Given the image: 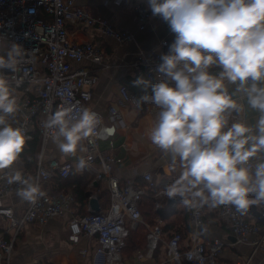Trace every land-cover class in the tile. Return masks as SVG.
Wrapping results in <instances>:
<instances>
[{"label": "built area", "instance_id": "2783aa9c", "mask_svg": "<svg viewBox=\"0 0 264 264\" xmlns=\"http://www.w3.org/2000/svg\"><path fill=\"white\" fill-rule=\"evenodd\" d=\"M134 10L138 29L143 30L150 19V12L140 4H135ZM68 26L94 29L118 43L134 38L133 33L113 27L105 18L94 16L86 8L76 5L75 0H0V55H5L12 43L24 50L15 71L4 69L2 73L21 106L17 114L8 117L9 122L13 127L26 130V135L30 137L27 142L34 135L38 136L40 142L33 182L39 185L55 178L64 180L73 173L89 171L95 180L105 179L108 184V208L91 210L79 217L72 216L67 223L68 240L77 244L82 236L94 238L90 264H218L225 246L236 244L248 247L250 252L248 257L236 264H250L254 254L264 253V220L258 221L249 213L241 215L231 205L219 206L217 218L225 222L234 238L233 243L218 237H206L208 225L205 206L191 210L184 207L189 228L186 237L179 231L167 234L160 219H155L153 223L143 219L140 203L148 191L153 193L156 200V210L166 197L162 195V190L156 189L157 183L149 171L141 173L143 183L133 177L121 182L112 175V167L117 159L111 153L102 151L99 144L110 140L115 126L123 124L117 108H108L109 124H106L104 116L91 106L92 90L98 76L81 65L88 62L102 66L105 52L100 43H78L71 39ZM159 46L161 51H139L131 62L132 71L147 82L164 79L157 68L162 62L161 56L168 54L170 44L163 40ZM221 70L209 69V72L218 74ZM118 95L121 105L139 107L137 98L125 85L118 86ZM61 108H72L74 115L89 108L99 115L100 120L94 132L84 139L81 154L76 159L44 163L42 153L56 131L46 128L45 123ZM81 158L86 162L82 171L77 168ZM94 165H97V169ZM14 171L8 169L0 172V219L8 224L0 237V264H11L14 240L26 224L44 225L70 210L74 202L70 194L58 197L44 193L34 203L29 202L25 211L17 215L11 206H5L2 202L3 198L16 193L21 187L18 183L7 182ZM21 173L26 178L30 176ZM254 206L264 218V206ZM139 228L144 231V245L133 252L130 262L123 250L130 233ZM79 253L85 255L87 250L82 249Z\"/></svg>", "mask_w": 264, "mask_h": 264}, {"label": "clouds", "instance_id": "9594fccd", "mask_svg": "<svg viewBox=\"0 0 264 264\" xmlns=\"http://www.w3.org/2000/svg\"><path fill=\"white\" fill-rule=\"evenodd\" d=\"M148 6L175 34L157 68L164 79L136 101L160 110L149 139L182 168L162 195L180 197L189 210L231 205L244 215L250 206H264V0H148ZM23 54L12 43L0 55V171L17 163L30 139L25 129L8 120L21 106L2 73L15 71ZM212 66L222 70L211 74ZM133 85L148 86L143 78ZM228 85H236L239 98ZM243 99L259 112L254 127L233 119L244 111L238 102ZM99 120L89 108L78 115L61 108L45 127L56 130L53 141L62 153L75 154ZM85 167L81 158L77 168ZM7 182L21 185L16 195L23 201L34 203L44 194L19 170Z\"/></svg>", "mask_w": 264, "mask_h": 264}, {"label": "crops", "instance_id": "0c3cea01", "mask_svg": "<svg viewBox=\"0 0 264 264\" xmlns=\"http://www.w3.org/2000/svg\"><path fill=\"white\" fill-rule=\"evenodd\" d=\"M115 1L75 0V3L89 10L92 15L105 18L113 27L133 33L134 38L132 41L118 43L111 38L102 36L94 29L82 26H68V31L70 38L74 41L78 43H100L105 52V60L102 66L92 65L88 62H83L81 65L88 67L91 72L96 73L98 76V81L92 90L91 106L104 116L106 124H109L108 108L110 106L117 108L123 124L115 126L110 140L101 141L99 144L102 151L111 153L117 159L116 164L112 167V175L116 176L121 182L133 177L143 183L140 175L149 171L157 183L156 189L163 190L179 177L182 168L178 159L173 163L170 156L153 145L149 139L150 130L155 125L160 110L150 102L145 103L144 107L139 104L137 108L130 105H121L119 103L118 86L120 84L125 85L133 95L134 92H137L139 97L146 92L150 95L151 90L133 85L131 80L135 81L137 78L142 77L132 71L131 62L139 51L153 49L161 51L159 44L163 40H167L171 45L174 42L175 34L170 31L167 23L160 17L152 15L148 0H120L118 4ZM135 4H140L150 12V19L143 30H139L137 26ZM210 69L215 71L219 67L212 66ZM144 81L150 85L160 82H147L145 79ZM228 87L235 98L240 97L241 94L235 92L236 85H228ZM238 102L244 104V111L240 117L234 115L233 119H242L248 125L254 127L259 112L250 108L246 99L238 100ZM83 145L84 139L80 142L75 154H65L59 150L56 142L49 140L42 153L43 162L74 160L81 154ZM39 147L40 142L38 140V152L34 163H30L27 158L26 160L20 157L10 170H19L28 173L32 177L39 156ZM251 163L254 164L255 161H251ZM94 168L97 169V165H94ZM80 177L89 179L84 187L85 199L83 201H79L73 195V189L76 185L74 184L75 180H80ZM39 187L41 192L54 194L58 197L72 195L74 197L72 208L49 220L44 225L26 224L14 240L10 263L90 264L89 257L90 251L95 245L94 238L82 236L77 244H72L68 240L67 223L72 216H83L92 210L90 206L91 198L97 200L100 210L108 208L107 181L105 179L95 180L89 171H85L81 174L73 173L64 180L55 178L48 182H41ZM178 198L173 208L168 205V198L161 200L158 209L162 211V216H159L155 209V198L149 199L148 195L144 196L140 203L143 219L149 223H153L155 219H160L167 234L179 231L186 237L189 228L184 213V205L181 203V198ZM2 202L5 206H11L17 215L22 214L29 203L21 200L16 193L3 198ZM218 207L211 208L207 205L204 207L205 221L208 225L206 237H218L225 240V242L233 243L234 238L227 229L225 222L217 218ZM7 226V221L0 219V237L3 236V231ZM6 238H8V235ZM82 249L87 250L85 255L79 253ZM158 253L160 252L158 251ZM158 253L156 257L159 256ZM249 253V248L244 245H227L219 258L218 264H236L246 256L248 257ZM132 254H124V256L131 262ZM250 260V264H264V253L258 252ZM148 264H152V262Z\"/></svg>", "mask_w": 264, "mask_h": 264}, {"label": "trees", "instance_id": "16d2710c", "mask_svg": "<svg viewBox=\"0 0 264 264\" xmlns=\"http://www.w3.org/2000/svg\"><path fill=\"white\" fill-rule=\"evenodd\" d=\"M131 81L133 83V80H131ZM147 85H148L147 88H145L144 85H141L140 87L144 88L145 90H151V85H153V84H151V85L147 84ZM134 95L138 100L139 96H138L137 92H134ZM144 105H145V103H141L142 107H144ZM37 152H38V136L34 135V138L31 141L27 142V144L25 145L24 152L21 154L20 157H22L24 159L27 158V159H29L30 163H34L35 158L37 157ZM88 181H89V179L87 180L86 177H80V180H75L74 184H76V185L74 186L75 188L73 189V192H74L73 195L75 196V198H78L79 201H83L85 199L84 187L86 186ZM76 190H78V191H76ZM146 195L149 196V199L153 198V193L150 191H148L146 193ZM140 211H141V208H140ZM141 231H143V229L139 228L136 231H133L130 233V235L126 241V246L123 250L124 254L126 253L125 250H129L127 255H130L136 249H140L143 247V245H144V231L143 232H141Z\"/></svg>", "mask_w": 264, "mask_h": 264}, {"label": "water", "instance_id": "95a60500", "mask_svg": "<svg viewBox=\"0 0 264 264\" xmlns=\"http://www.w3.org/2000/svg\"><path fill=\"white\" fill-rule=\"evenodd\" d=\"M178 199H179L178 197H176L175 199H170V200L167 199L168 205L171 208H173L174 207L173 205L178 201ZM90 206H91L93 211H97L99 209L97 200L92 199V198L90 199ZM157 212H158L159 216H162V214H161L162 211L160 209H157ZM248 213L251 214L258 221L264 220V218L261 217V214L259 212H257L254 205L250 206Z\"/></svg>", "mask_w": 264, "mask_h": 264}, {"label": "rangeland", "instance_id": "374dc122", "mask_svg": "<svg viewBox=\"0 0 264 264\" xmlns=\"http://www.w3.org/2000/svg\"><path fill=\"white\" fill-rule=\"evenodd\" d=\"M141 232H143V231H141ZM143 234V233H142ZM143 243V242H142ZM126 251V253H125V255H127L128 254V252H129V250H125Z\"/></svg>", "mask_w": 264, "mask_h": 264}]
</instances>
